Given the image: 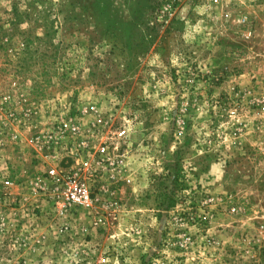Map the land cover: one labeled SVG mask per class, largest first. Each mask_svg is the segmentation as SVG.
<instances>
[{
    "label": "rangeland",
    "instance_id": "1",
    "mask_svg": "<svg viewBox=\"0 0 264 264\" xmlns=\"http://www.w3.org/2000/svg\"><path fill=\"white\" fill-rule=\"evenodd\" d=\"M103 260L264 264V0H0V264Z\"/></svg>",
    "mask_w": 264,
    "mask_h": 264
},
{
    "label": "built area",
    "instance_id": "2",
    "mask_svg": "<svg viewBox=\"0 0 264 264\" xmlns=\"http://www.w3.org/2000/svg\"><path fill=\"white\" fill-rule=\"evenodd\" d=\"M77 132V129L74 127V125L71 123L69 119L62 120L58 123V135L60 136L61 133H69L71 136H75ZM55 139L57 140V136H55ZM43 142H46L47 145H49V149L53 151H57L58 149V143L54 142L51 145L50 138H46L43 136ZM99 154L101 156L108 155L109 148L106 144H102L99 147L98 150ZM87 164H85L86 166ZM52 180L56 181L57 183L61 180L59 179L60 174L57 172L56 169L51 171ZM64 197L66 199V203H68L67 206L72 205H81V204H87L89 200V194L87 190H85L79 183L78 178L73 175L70 178L67 179V181L64 182ZM105 260L102 261L103 264H105Z\"/></svg>",
    "mask_w": 264,
    "mask_h": 264
}]
</instances>
